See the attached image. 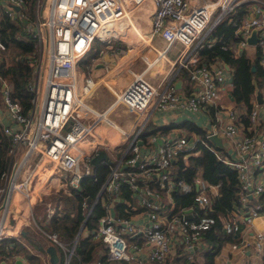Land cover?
<instances>
[{
	"label": "built area",
	"instance_id": "built-area-1",
	"mask_svg": "<svg viewBox=\"0 0 264 264\" xmlns=\"http://www.w3.org/2000/svg\"><path fill=\"white\" fill-rule=\"evenodd\" d=\"M48 1L44 8L42 0H34V17L29 21L28 0H0V22L3 16L22 22L26 26L24 29L35 39L36 51L28 84L33 93L28 111H24L22 104L13 98L11 83L0 71V127L11 141L9 164L1 174L4 183L0 184V203L5 195L8 202L9 196L19 191L30 206L37 202L39 207L47 208L48 215L52 214L58 204L42 194L60 188L64 183L80 185L82 177L92 171L91 157L101 143L110 141V138L102 137L103 141L90 142L99 135L98 130L102 128L99 126L107 123L119 130L122 145L120 158L108 174L102 190H118L120 179H124L122 166L137 167L126 170L130 175L127 179L134 190L139 189V181L144 182L136 197L145 206L147 215V224L135 223L133 215L117 213L115 199L108 205L107 213L100 219L97 236L103 240L110 258L141 262L142 246L130 238L136 235L143 236L150 246L148 258L152 264H164L179 245H183L190 258L194 257L196 242L214 222V217L208 215L195 219L194 207L209 202L208 191L216 192L217 185L196 176L197 191L189 207L192 208L190 218L186 217L188 208L173 213L172 205L164 202H173L172 189L176 183L184 192L194 188L193 183L183 179L174 182L169 171L172 162L180 154L193 151L198 142L214 150L218 157L237 170L240 198L233 205V218L224 223L225 231L236 232L242 223H251L257 216H264V85L261 87L255 83L249 108L232 95L233 69L225 60L217 57L210 63L197 66L198 56L194 52L230 11L244 1H250L252 6L236 30L238 41L232 49L235 54L252 56L248 51L251 45L258 63L264 68V0H203L199 4L191 0H153L155 9L150 31L140 32V36L141 49L155 52L156 58L147 62H150L148 68L135 73L131 61L127 63L131 57H127L107 70L111 74L108 77L84 75L79 70V62L96 38L110 42L128 26L137 27L133 9L146 0ZM252 33L257 35L254 44L249 41ZM154 37L166 42L163 49L155 46ZM177 42L183 44V49L175 59H170L167 52ZM222 48L227 49V46ZM6 49L0 30V63ZM161 59L168 61L169 69L155 85L147 79L146 73ZM182 67L190 72L189 92L175 85L176 75ZM117 70L119 73L133 72L125 87L115 93L113 101L115 105H125L128 112L135 114L130 127H121L108 117L114 107L110 111H107L109 106L96 109L87 101L95 88L107 83ZM258 92L261 101L257 98ZM222 98L236 103L237 107L230 101L221 102ZM209 107L213 111L208 112ZM182 111L211 114L212 125L206 127L205 135L196 131L188 134L176 128L169 134L152 133L147 138L142 134L144 124L153 114L173 113L175 121ZM212 134L222 138L224 151L217 149ZM39 162L42 165L36 169ZM152 175L165 187L164 195L147 181ZM5 226L7 206L0 209V239L8 232ZM47 234L65 246L56 231ZM231 245L235 250L245 251L252 247L257 253L264 252V230L257 231L254 238L240 235V240L232 241ZM73 252L74 246L69 247L65 264H69ZM4 264L11 263L5 260ZM214 264L230 263L218 260Z\"/></svg>",
	"mask_w": 264,
	"mask_h": 264
},
{
	"label": "trees",
	"instance_id": "trees-1",
	"mask_svg": "<svg viewBox=\"0 0 264 264\" xmlns=\"http://www.w3.org/2000/svg\"><path fill=\"white\" fill-rule=\"evenodd\" d=\"M34 3V0H28L27 19L29 21L34 17ZM250 8V1H244L237 5L207 34L203 45L194 51L198 56L197 66L210 63L217 57L225 60L233 69L234 87L231 93L236 101L246 103L249 108L254 96L255 83L261 87L264 85V68L260 66L257 58L245 53L235 54L232 47L238 41L236 30L243 18L247 16ZM24 27L26 26L20 21H14L7 16L2 17L0 30L7 49L4 51V57L0 63V71L11 83L13 98L22 104L24 111H28L33 96L28 84L33 74V60L36 51L35 39ZM115 42V40L107 42L96 38L86 53L91 63L103 52L112 50L116 45ZM223 45H226L227 49L222 48ZM122 48L125 46L122 45ZM84 57L79 63L84 62ZM176 78L183 80L182 90L189 92L191 89L189 69L180 68ZM207 110L211 112L213 108L209 107ZM143 127L145 128L142 134L146 138L152 133L169 134L173 128L185 130L188 134L196 131L205 135L206 131V127H202L188 118L181 121L171 120L167 124H159L150 118ZM209 142L212 141L209 140ZM10 143L9 135L4 133L0 127V184L4 183L1 174L9 164L8 149ZM217 149L224 151V146L217 145ZM115 161L100 160L96 164H92V171L82 177L79 186L64 183L62 187L56 189L55 197L58 206L54 212L49 216L47 215V208H42L43 211H46L40 217L42 222H39L35 215L36 223L44 229L42 231L44 233L35 224V228L41 232L40 234L25 225L23 228L27 231H20L18 235H4L0 239V262L13 259L17 254H24L27 264H53L51 261L45 260L42 253L46 251L49 244H54L59 256L55 264H65L68 248L75 244L69 264H99L98 262L100 264H132L133 261L127 259L110 258L103 240L97 236L100 219L107 213V207L114 199L115 210L122 215L130 216L141 209H145V206H142L136 197V192H141L140 188L144 182L139 181V189L134 190L127 179L130 175L126 170L137 169L135 166H122L123 173L121 176L124 179H120L118 190H102V185ZM169 172L174 182L183 179L194 185L191 191L184 192L176 183L172 189L173 202H164L166 205H172L173 213H180L193 204L194 194L197 191L195 187L197 175L209 183L216 184L218 188L216 192L208 191L210 199L205 205H194L195 219L202 215L214 217L211 226L201 234L206 245L197 248L195 258H190L183 245H179L174 255L168 256L164 264H214L215 256L220 251L221 246L227 241H239L241 230L245 225L242 223L241 229L233 233H227L224 229L225 221L234 216V203L238 202L240 198V182L237 170L218 157L214 150L204 143L198 142L193 151L180 154L172 162ZM147 181L151 186L162 191L164 195L165 187L159 184L156 176L152 175V178ZM40 209L41 207H39ZM81 226L83 229L77 237ZM53 231L57 232L59 239L65 246L48 236L47 233ZM130 238L136 239V242L141 245L143 244L144 237L141 235ZM140 264L152 263L142 261Z\"/></svg>",
	"mask_w": 264,
	"mask_h": 264
},
{
	"label": "crops",
	"instance_id": "crops-1",
	"mask_svg": "<svg viewBox=\"0 0 264 264\" xmlns=\"http://www.w3.org/2000/svg\"><path fill=\"white\" fill-rule=\"evenodd\" d=\"M191 1H192V3H196V4L203 2V0H191ZM251 6H252V3H251ZM154 9H155V4H154L153 0H146L143 4L136 6L133 9L134 22H135L137 27L128 26L123 31V33L117 39H115V41H116L115 47L112 50H108L106 52H103L101 54V56H99L96 60H94V62L92 63L93 67L90 70L91 74L94 77L103 76V75H105L106 77L110 76L111 74H109L110 72H107V70L112 69L118 61L123 60L127 57H131L129 59V62L131 61V69L135 73H138V72L142 71L144 68L146 69L149 67V63L154 58H156V53L155 52H148V50L141 49L142 40H141L140 32L148 33L150 31L151 21H152V12ZM252 35H253V33H252ZM129 40H131V41L129 42ZM255 41H253V42L250 41V43L254 44ZM153 43L159 49H163L165 47V44H166V42L159 37H154ZM178 43L180 45H182L180 50L183 49V44L180 42L175 43L171 49L176 47V45ZM122 45H124L125 48H122ZM250 46L251 45H249V47ZM248 51H249V49H248ZM143 56H145L147 60L144 59ZM175 58H173V59H175ZM138 59L141 60V64H140L138 69H135L133 67V64ZM149 60H150V62L147 64V62ZM165 63H166V60L161 59L156 64L151 66L149 68L148 72L146 73L147 79L150 80L152 83L158 84L162 80L164 75L168 72L169 63H167L168 68L164 69V67L166 66ZM154 70L161 71L164 73H161L158 79L152 80V79H150L149 75ZM133 72H128L126 74V70H125V71L120 72V73L123 76H127L128 78L130 76V79H131ZM116 73H119L118 70L116 72L112 73L114 75H112L110 77V79L108 80L109 83L111 84L110 86H111V89L113 90L114 93H116L118 90L125 87V85L130 81L129 80L128 82H124L123 78H121V76L119 77V79L120 78L121 79L117 80ZM178 80H181V79L180 78L175 79V81H178ZM118 87H120V88H118ZM181 87H183V80H182ZM114 99H115V96L110 101L102 104L100 109L107 108L108 106H110L112 104V102L114 101ZM173 117H174L173 113L165 112V113H160L157 117H152V119L159 124H167L171 120L174 119ZM178 118H179V116H177L175 118V121H178ZM110 137L111 136L108 134V138H110ZM109 140L111 142H113L112 141L113 139H109ZM100 141H102V140H100ZM115 144L116 143H113V146H115ZM118 146L121 147V145H118ZM119 149L120 148H117V150H115V152L118 153ZM41 162H39L37 164L38 166L36 167V169H38L42 165ZM55 191L56 190L52 189L49 192H45L42 194V197H46L48 199H52L53 202L54 201L57 202L56 197H55L56 196ZM16 197H17L16 192L14 191L9 196V200L7 202V205H6L7 206V223L9 221V219L11 218V222L8 224L7 234L17 235L19 233L17 230H19V229L21 230L25 225H31V224L32 225L30 226V229H32L35 232L40 234L41 232L35 228L34 224L33 223L28 224V221H27V218L29 216H31L33 222L35 224H37L36 219H35V215H36V210L39 207V204L37 202H35L32 206H30L26 200V205L23 206L21 203L23 201V200H21L22 197L19 198L20 200L18 199V201H15ZM57 204H58V202H57ZM144 210L145 209H141V210L132 214L134 217L133 220L135 223L144 222L147 224V215H146ZM41 215L42 214H40L39 217H41ZM47 215H48V212H47ZM37 228H39L41 231H44V229L41 226H39L38 224H37ZM259 230H264V216H262V215L257 216L251 223H245L244 227L241 230V235L254 238L255 233ZM84 231H85V229H84ZM42 237L45 238L44 235H42ZM131 239H134V238H131ZM24 242H25V244H27L30 247V245L26 241H24ZM231 243H232V241H227V242H225V244H223L221 246L220 251L215 256V261L227 260L230 264H264V252H261L262 254L257 253V250L252 248V247L249 249H246L245 251L235 250L232 248ZM205 245L206 244H205L204 240L200 237V239L195 244L194 257L193 258H195V255L197 254V248L204 247ZM141 246L143 249V251L140 252V254L142 255V261H149V263H150L151 261L148 258V252L150 250V246L144 240H143V244ZM177 248H178V246L174 249V251H172L169 254L170 257L174 255ZM49 256L50 255L47 251L42 253V257L47 261L48 260L50 261ZM17 258L22 259V261H23L22 264H27V259H26V256L24 254H17L13 259L10 258L8 260V262H10L11 264H14L15 260ZM199 260L201 261L200 258H199ZM141 262L138 263L137 261H133L131 263L132 264H140ZM98 263L100 264V262H98Z\"/></svg>",
	"mask_w": 264,
	"mask_h": 264
},
{
	"label": "rangeland",
	"instance_id": "rangeland-1",
	"mask_svg": "<svg viewBox=\"0 0 264 264\" xmlns=\"http://www.w3.org/2000/svg\"><path fill=\"white\" fill-rule=\"evenodd\" d=\"M42 1H43V5H44V8H45L46 5L49 3V1L48 0L47 1L46 0H42ZM219 12L220 11H218L214 15V17L212 19V22L216 19V17L218 16V13ZM130 41L131 40H129V42ZM181 47H182V45H180L178 43L176 45V47H174L173 49L169 50L167 52L168 58H170V59L175 58ZM253 51H254V47L250 46L249 47V52L252 55L251 57L256 58L255 57L256 54ZM128 62H129V60H127V63ZM167 63H168V61H166V63H165L166 66L164 67V69L165 68H168ZM140 64H141V60L138 59L133 64V67L135 69H138L139 66H140ZM92 67H93V65H92L91 60H90V58H89L88 55H86L84 57V62L79 63V70L81 72H83L84 75H86V76L89 75V74H91L90 70H91ZM127 73L128 72H126V74ZM161 73H164V72L154 70V71H152L150 73L149 77L152 80H156V79L159 78V76H160ZM116 75H117L116 76L117 80H120L121 78H123V81L124 82H128L130 80V76L128 78L127 76H123L121 73H116ZM120 76H121V78L119 79ZM153 84H155V83H153ZM110 85L111 84L109 83V81L107 83H101V84H99L96 87V89L89 95L88 100H87L88 103L92 107H94L96 109H100L101 106H102V104L110 101L115 96V93L111 89V86ZM118 88H120V87H118ZM220 101L223 102V103H227L230 100H228L227 98H222ZM230 102H232V101H230ZM232 104L237 107L236 103L232 102ZM159 114L160 113H155V114H153L152 117H157ZM178 116H179L178 121H181L183 119H187L188 118V119L194 120L195 122H197L202 127H210L212 125L211 114L205 113L204 111H201L199 113L198 112L182 111V112H180L178 114ZM108 117L111 120H113L116 124H118L119 126H121V127H129L131 125L132 121L136 118L135 117V114L128 112L126 106L123 105V104H117V105H115L114 108L109 112ZM99 127H103V128H101V129L98 130V134L100 136L99 137V140H102L103 141V138L102 137L107 138L108 137V134L111 136L110 139H113L112 140L113 142L108 141V143H101L100 146H99V148L106 149L109 152L110 157L113 160H117L120 155L118 154L119 151H118V153L115 152V150H116L115 148L116 147L117 148H120V146H118V145H121V143H122V140H121L122 135L120 134V132H118L119 130H117L114 127H110V124L108 125L107 123H102ZM88 137H90V136H88ZM92 143H94V142H92ZM113 143H116L115 146H113ZM226 145L227 144H225V146ZM15 192H16V196H17L16 199H15V201H18V199L20 197H22L21 200H23V201L21 203H22L23 206H25L26 205V199H25V197H23L22 194L19 191H15ZM254 201L255 200L252 199V202H254ZM45 212L46 211H42V208L39 210V207L36 210V217L39 219L38 220L39 222H42V220L39 217V215L40 214H44ZM29 217H31V216H29ZM28 218H27L28 224L33 223L34 226H35V223L33 222L32 217H31V221H29ZM31 225H28V226L30 227ZM42 233H44V232H42Z\"/></svg>",
	"mask_w": 264,
	"mask_h": 264
},
{
	"label": "water",
	"instance_id": "water-1",
	"mask_svg": "<svg viewBox=\"0 0 264 264\" xmlns=\"http://www.w3.org/2000/svg\"><path fill=\"white\" fill-rule=\"evenodd\" d=\"M24 23H26V20H24ZM213 25H214V24H213ZM256 39H257V36H256L255 33H253V35L249 38V41L253 42V41H255ZM175 85H176L177 88H181L182 80L175 81ZM257 98H258L259 101L262 100V98H261V93H260V92L257 93ZM115 104H116V102H113V103L109 106V108L107 109V111H110V110L115 106ZM211 139H212L215 143H217L218 145H223V140H222V138H221L220 136H218L217 134H212V135H211ZM140 141H142V140H140ZM103 159H106V160H108V161H110V162L113 161V159L110 157V154L108 153V151H107L106 149H104V148H100V149H99V150H98V151L92 156L91 161H92L93 164H96L97 162H99L100 160H103ZM250 196H251V195H250ZM6 204H7V195L4 196L2 202L0 203V209L5 208ZM191 209H192V208H188V209H187L188 212L186 213V217H188V218L192 217ZM28 220L31 221V217H29ZM82 227H83V226H81V228H80V230H79V232H78V234H77V237L79 236L80 231L82 230ZM21 231H27V230H26L25 228H22ZM73 246H75V245H73ZM73 246H72V248H73ZM46 251H47V252L49 253V255H50V256H49V257H50V261H51L53 264H55V263L57 262L58 258H59L55 245H54V244H49V245L46 247ZM4 262H5V260L2 261V264H4ZM22 263H23L22 259H21V258H17V259L15 260V263H14V264H22Z\"/></svg>",
	"mask_w": 264,
	"mask_h": 264
},
{
	"label": "bare ground",
	"instance_id": "bare-ground-1",
	"mask_svg": "<svg viewBox=\"0 0 264 264\" xmlns=\"http://www.w3.org/2000/svg\"><path fill=\"white\" fill-rule=\"evenodd\" d=\"M97 138H94V140L90 141L91 143L92 142H96L97 140H99V135L96 136ZM93 144V143H92ZM11 222V218L9 219L8 223H7V226H5V231L8 230V224Z\"/></svg>",
	"mask_w": 264,
	"mask_h": 264
},
{
	"label": "clouds",
	"instance_id": "clouds-1",
	"mask_svg": "<svg viewBox=\"0 0 264 264\" xmlns=\"http://www.w3.org/2000/svg\"><path fill=\"white\" fill-rule=\"evenodd\" d=\"M216 144H217V143H216ZM121 145H122V143H121ZM99 149H100V148H99ZM99 149H98V150H99ZM115 149H117V147H116ZM119 150H120V149H119ZM108 153H109V152H108ZM118 154L120 155V153H118ZM91 158H92V157H91ZM119 158H120V156H119L118 159L115 161L114 165L117 163V161L119 160ZM92 164H93V163H92ZM114 165H113V166H114ZM56 189H58V188H56ZM56 189H54V190H56Z\"/></svg>",
	"mask_w": 264,
	"mask_h": 264
}]
</instances>
